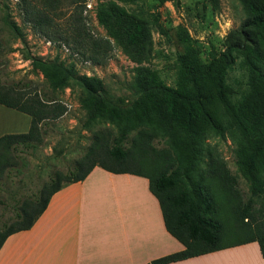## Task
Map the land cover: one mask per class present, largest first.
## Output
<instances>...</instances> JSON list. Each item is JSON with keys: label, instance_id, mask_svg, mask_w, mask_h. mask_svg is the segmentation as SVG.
Wrapping results in <instances>:
<instances>
[{"label": "trees", "instance_id": "1", "mask_svg": "<svg viewBox=\"0 0 264 264\" xmlns=\"http://www.w3.org/2000/svg\"><path fill=\"white\" fill-rule=\"evenodd\" d=\"M78 1L70 0L74 7L64 26L55 20L57 0H20V6L23 20L30 22L35 31L55 43L68 46L72 52L93 63H101L109 56L110 41L88 33ZM240 1L247 15L242 28L228 34L225 49L212 55L207 62L199 61L194 55L182 56L183 87L171 88L153 83L148 77H138L135 84L141 114L126 117L116 135L94 133L88 148L76 159L72 169L56 171L41 185L35 197L21 201L14 221L0 227V246L9 234L30 228L54 192L64 184L84 179L99 166L113 173L146 177L149 189L160 205L166 230L184 246L150 264L169 263L253 241L258 243L264 258V188L256 172L257 169L264 170V0ZM100 19L117 40L131 45H141L145 41L144 23L115 5L109 7V12L102 11ZM8 25L20 33L14 23ZM236 59L245 74V86L240 92L228 81ZM40 66L52 88L60 87L70 79L81 87L87 121L103 115L106 100L99 78L77 75L72 68L56 63H41ZM148 102L152 103V118L146 112ZM0 103L30 116L27 132L0 137L1 173L15 147H33L41 143L44 122L60 117L65 107L54 98L23 96L2 85ZM209 104H213L212 111ZM174 123L185 134L188 153L180 151L179 147L157 149L152 145V139L160 133L167 134ZM201 123L218 133L226 131L237 138L236 162L256 203L252 198L241 201L235 189L236 177L215 155L209 157L202 173L193 175L194 143L196 135L202 131ZM172 143L180 144L181 140ZM218 206L232 214L230 226H242L246 230L243 238L220 242L225 228L218 217Z\"/></svg>", "mask_w": 264, "mask_h": 264}, {"label": "rangeland", "instance_id": "2", "mask_svg": "<svg viewBox=\"0 0 264 264\" xmlns=\"http://www.w3.org/2000/svg\"><path fill=\"white\" fill-rule=\"evenodd\" d=\"M79 4L88 33L110 41L109 56L101 63H93L72 52L68 46L55 43L35 31L30 22L23 20L20 0H0V85L19 91L23 96L54 98L65 107L60 117L44 122L41 143L33 147L17 145L9 154L8 163L0 173V227L14 221L20 202L35 197L41 185L56 171L72 169L76 159L88 148L94 133L116 135L126 117L141 114L135 84L138 77L145 76L153 83L171 88L183 87L180 58L194 55L199 61H209L212 55L225 49L228 34L239 31L247 15L240 0H79ZM111 5L144 23L146 36L141 45L127 44L110 35L100 13L109 12ZM73 7L70 0H57L56 22L64 26ZM8 23H14L20 33ZM238 61L236 59L229 72L228 81L240 92L245 86V74L237 65ZM41 63H56L72 68L77 75L99 78L106 100L103 115L87 121L81 87L70 79L66 84L52 88ZM211 108L213 104H209L212 111ZM146 112L152 118L151 102L147 103ZM200 126L202 131L196 135L194 143L193 175L202 173L209 157L215 155L236 177L235 189L241 201L254 199L236 162L237 138L226 131L218 133L202 123ZM166 133L152 139L155 148L173 146L182 152L190 151L185 145V134L177 124L174 123ZM172 135L178 138H172ZM178 139L180 144L172 143ZM256 172L264 188V170L257 169ZM214 188L219 191L216 186ZM218 214L225 228L220 236L221 243L233 242L246 235L242 226H230L232 214L226 209H218Z\"/></svg>", "mask_w": 264, "mask_h": 264}, {"label": "crops", "instance_id": "3", "mask_svg": "<svg viewBox=\"0 0 264 264\" xmlns=\"http://www.w3.org/2000/svg\"><path fill=\"white\" fill-rule=\"evenodd\" d=\"M30 116L0 103V137L28 131ZM184 246L165 228L148 179L95 166L54 192L32 226L9 234L0 264H150ZM164 264H264L248 242Z\"/></svg>", "mask_w": 264, "mask_h": 264}, {"label": "built area", "instance_id": "4", "mask_svg": "<svg viewBox=\"0 0 264 264\" xmlns=\"http://www.w3.org/2000/svg\"><path fill=\"white\" fill-rule=\"evenodd\" d=\"M88 8H90V6Z\"/></svg>", "mask_w": 264, "mask_h": 264}]
</instances>
